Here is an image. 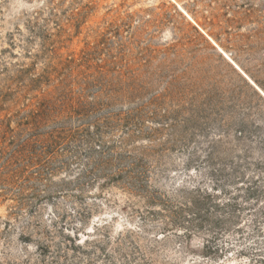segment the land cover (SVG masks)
I'll return each mask as SVG.
<instances>
[{
  "label": "rangeland",
  "instance_id": "374dc122",
  "mask_svg": "<svg viewBox=\"0 0 264 264\" xmlns=\"http://www.w3.org/2000/svg\"><path fill=\"white\" fill-rule=\"evenodd\" d=\"M262 92L264 0H0V177L9 155L20 167L30 151L27 164L45 166L15 179L30 212L0 186V264H49L33 242L72 235L90 252L69 251L74 264H264ZM79 101L109 105L61 119ZM140 106L143 131L127 148L154 151L148 189L208 186L213 174L237 207L218 229L172 225L159 205L84 170L95 160L86 134L119 151L115 114ZM57 125L78 129L57 156L19 148Z\"/></svg>",
  "mask_w": 264,
  "mask_h": 264
},
{
  "label": "trees",
  "instance_id": "16d2710c",
  "mask_svg": "<svg viewBox=\"0 0 264 264\" xmlns=\"http://www.w3.org/2000/svg\"><path fill=\"white\" fill-rule=\"evenodd\" d=\"M108 105V103L79 101L77 106L69 104L64 109L66 113L60 112L64 115L61 119H82V117L85 119L91 114L106 110ZM142 109L143 107L140 106L133 110L121 111L120 113L115 114V121L121 126L123 132L127 135L126 138H123L124 146H122L119 151L106 146L105 144H98V140L93 136L86 134L87 138L84 140L91 145L88 150L90 155L88 158H95V160H89L88 163L84 164V170L91 173L99 171L101 175L104 176V185H112L114 187L119 186L121 190H126L132 195L146 199L149 206L159 205L161 209L168 214L165 216L172 225H185L184 230L204 229L207 232H210L218 229L221 224L226 223L228 219L234 217L233 213L237 207L234 204L235 202H232L233 198L228 196L229 194L226 191V185L219 186L218 182H220V180L215 179L213 174H209L208 181L212 184H209L208 186H200L198 182H189L184 185L182 184L183 180H178L175 182L170 192H160L159 190L148 189L150 187L148 184L149 175L152 172L151 169L155 167L152 163L154 159V151L148 148H127L129 140L140 137L142 134L143 127L139 121ZM106 116L110 118L112 114L108 112ZM99 119L100 118H96L97 121H99ZM77 131L78 129L69 130L66 126L57 125L52 131L48 132L44 138H41L37 142H32L33 140L26 141L19 146V148L21 147L22 149L27 144L37 145V153L39 157L42 158V155L45 157L51 153H53V155L56 154L57 156L60 149L68 146L70 142L74 140ZM181 140L185 141L187 139L182 137ZM92 145H97L99 150H96ZM31 153L32 152L27 151L23 160L19 161L21 163L20 167L17 164L18 162H13L14 160L12 156L9 155L2 168V172L5 176L3 175V179H1L2 176L0 177V186L2 189L11 193L15 192L14 200L17 203L15 204V209H26L29 212L34 208L33 205H29V200L33 199V196L30 197L27 194H24V182L19 180L15 181V179L20 172L27 171L32 172L29 178H35L33 176H37L39 168L45 167L43 163H40L37 166L35 164H27V158L31 157ZM191 155L193 156L195 154L190 152L185 155L184 163ZM206 155L210 156V152H207ZM46 162H48V160L44 161V163ZM154 162H156V160H154ZM29 168L31 170H29ZM203 169L205 170V168ZM217 171L219 170L214 169V172ZM194 173H196L195 170ZM52 208L53 205H51V209ZM75 212H77L79 217H86V214L88 213L85 210H75ZM51 214L55 216L53 212ZM81 221V219H78L75 224H81ZM105 224L106 222L103 221L102 223L92 226V232L101 230ZM42 233L45 237H49L51 230H49L48 227H45ZM102 237L107 238V240L110 239V236L102 235ZM117 238L119 239V236ZM78 240V236L76 237V235H72L63 237V240L53 243L52 245L40 244L38 242H33V244L36 246V249L40 251L39 254L41 256L49 258V264H74L68 256L69 251L82 252L85 255H89L90 253L83 249V246L85 248V245H79ZM87 243L91 244L99 251V254L96 255V257L107 255L105 252L106 250L101 245H98L99 241H83V244Z\"/></svg>",
  "mask_w": 264,
  "mask_h": 264
},
{
  "label": "bare ground",
  "instance_id": "6f19581e",
  "mask_svg": "<svg viewBox=\"0 0 264 264\" xmlns=\"http://www.w3.org/2000/svg\"><path fill=\"white\" fill-rule=\"evenodd\" d=\"M226 57H228L227 55H225ZM229 59V58H228ZM229 60H231V59H229ZM232 61V60H231ZM234 63V62H233ZM235 64V63H234ZM235 66L238 68V69H240L236 64H235ZM243 73V72H242ZM244 74V73H243ZM245 75V74H244ZM246 76V75H245ZM247 77V76H246ZM248 78V77H247ZM249 79V78H248ZM250 80V79H249ZM251 81V80H250ZM252 82V81H251ZM254 84V83H253ZM256 86V85H255ZM256 88H257V86H256ZM257 89H259V88H257ZM262 91V90H261ZM263 93V92H262ZM264 94V93H263Z\"/></svg>",
  "mask_w": 264,
  "mask_h": 264
}]
</instances>
